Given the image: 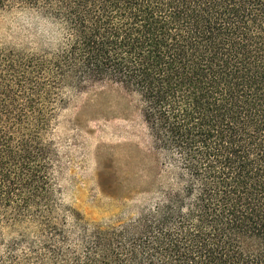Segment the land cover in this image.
Wrapping results in <instances>:
<instances>
[{"label":"trees","instance_id":"1","mask_svg":"<svg viewBox=\"0 0 264 264\" xmlns=\"http://www.w3.org/2000/svg\"><path fill=\"white\" fill-rule=\"evenodd\" d=\"M50 26L0 44V264H264V0H0ZM118 85L158 169L97 224L58 191L69 101Z\"/></svg>","mask_w":264,"mask_h":264},{"label":"rangeland","instance_id":"2","mask_svg":"<svg viewBox=\"0 0 264 264\" xmlns=\"http://www.w3.org/2000/svg\"><path fill=\"white\" fill-rule=\"evenodd\" d=\"M50 33L21 12L0 15V44L26 45ZM56 180L62 203L97 224L138 214L158 169L138 98L118 85L90 87L69 101L55 129Z\"/></svg>","mask_w":264,"mask_h":264}]
</instances>
